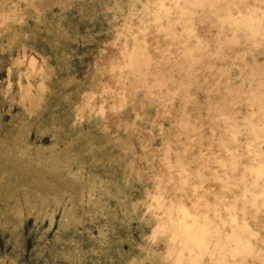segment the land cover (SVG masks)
Instances as JSON below:
<instances>
[{"label": "rangeland", "instance_id": "rangeland-1", "mask_svg": "<svg viewBox=\"0 0 264 264\" xmlns=\"http://www.w3.org/2000/svg\"><path fill=\"white\" fill-rule=\"evenodd\" d=\"M0 264H264V0H0Z\"/></svg>", "mask_w": 264, "mask_h": 264}]
</instances>
